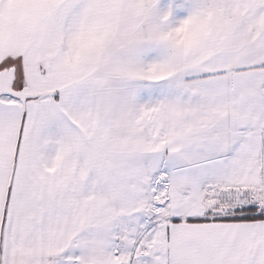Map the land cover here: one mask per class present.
Instances as JSON below:
<instances>
[{
    "label": "snow or ice",
    "instance_id": "6c2138e0",
    "mask_svg": "<svg viewBox=\"0 0 264 264\" xmlns=\"http://www.w3.org/2000/svg\"><path fill=\"white\" fill-rule=\"evenodd\" d=\"M0 264H264V0H0Z\"/></svg>",
    "mask_w": 264,
    "mask_h": 264
}]
</instances>
